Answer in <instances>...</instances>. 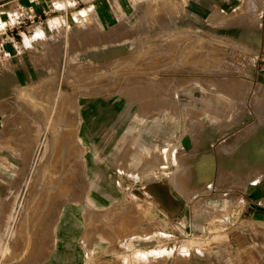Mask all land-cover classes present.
Wrapping results in <instances>:
<instances>
[{
  "label": "rangeland",
  "instance_id": "1",
  "mask_svg": "<svg viewBox=\"0 0 264 264\" xmlns=\"http://www.w3.org/2000/svg\"><path fill=\"white\" fill-rule=\"evenodd\" d=\"M153 1L0 0V264L24 253L27 214L48 194L78 228L52 234L51 217L20 264H264V152L247 148L264 138V0ZM157 15L164 27L142 24ZM129 29L120 53L67 62L89 34ZM179 37L206 55L166 50ZM147 41L167 43L163 72L129 56ZM83 63L96 69L70 72ZM134 72L162 104L134 99L121 78ZM66 161L79 181L51 187Z\"/></svg>",
  "mask_w": 264,
  "mask_h": 264
},
{
  "label": "bare ground",
  "instance_id": "2",
  "mask_svg": "<svg viewBox=\"0 0 264 264\" xmlns=\"http://www.w3.org/2000/svg\"><path fill=\"white\" fill-rule=\"evenodd\" d=\"M176 1V0H175ZM179 1V0H177ZM153 2H159V0H154ZM161 3H165V0H162ZM151 4H153L152 2L148 4L149 7H152ZM176 4V3H175ZM175 6V5H174ZM178 6H176L177 8ZM144 20V21H143ZM143 22L142 24L145 22L146 24L148 23V26L147 27H164L165 24H163L165 22V18L161 15H157L156 19H150L148 17H144L143 18ZM141 22V20H140ZM140 22H138V24L136 25V27L134 28V30L136 31L139 30L138 27H140ZM140 25V26H139ZM143 26V25H142ZM145 27V26H143ZM142 28V27H141ZM131 29V28H130ZM129 29V32H124V33H120V31H113L112 33H109V34H97V35H93V34H89V40L91 42V44H89V46L85 47V48H81L79 50H77L75 52V55H70L69 58H67V62L71 59L72 61L77 59V60H81L82 58H85L89 61H92V60H100V59H105L106 57L110 56V55H115L117 53H120L124 47H125V44H127V41L129 40H126L124 42H120V40L118 41L117 39L119 37H121L123 34L124 35H127L125 33H130V32H135V31H132ZM133 29V28H132ZM144 29V28H143ZM141 30V29H140ZM144 31V30H143ZM142 31V32H143ZM150 29L147 28L146 30V34L149 35V32ZM138 32V31H136ZM163 33V31H161ZM171 33V32H170ZM122 34V35H121ZM141 34V33H140ZM145 34V33H144ZM172 34V33H171ZM170 34V35H171ZM130 35V34H129ZM138 36V34H137ZM150 36V35H149ZM148 36V37H149ZM183 36V35H182ZM187 36V35H186ZM128 37V36H127ZM143 37V36H142ZM123 38V37H122ZM160 38V37H159ZM188 38V36L186 37ZM183 39V38H182ZM180 37L178 38V42L175 44V45H168L167 47V43L165 42V46L168 48L166 50H169V52H173V53H178L180 54L179 56L183 58L184 55H188V53L186 54L185 51H186V48L185 46L183 45H186L190 42H187L185 43L186 40H182ZM196 39V38H194ZM97 42H93V41H96ZM144 40H146L144 38ZM193 40V39H192ZM139 41V40H138ZM143 41V40H142ZM195 41V40H194ZM190 42L191 45H193V43L195 42H199L198 40L195 41V42ZM137 42V41H136ZM144 42V41H143ZM143 42L142 44H137L135 46H137V48L135 47V49L129 53V56H134V58H139V57H145L146 58V62L142 63L141 65H138V68H141V66H147L148 69H144V70H152L150 67L155 64H158V66H156L157 68V71L159 72L161 70L160 68V65L162 64H159L160 63V59L159 57L161 56L162 52L165 50V46L162 44V43H159V44H149L148 41V45H143ZM201 42V41H200ZM199 42V43H200ZM138 43V42H137ZM146 43V41L144 42ZM130 45H133V42L130 43ZM189 45V44H188ZM190 46V45H189ZM209 48V47H208ZM210 49V48H209ZM192 51L194 50H199L198 54L196 55H199L202 56L206 53V49H203V46L201 48V46L199 47V49H196L194 47V45L192 46L191 48ZM210 51V50H209ZM209 51H207L209 53ZM215 52V51H213ZM72 54V53H71ZM206 55V54H205ZM213 55V54H212ZM216 55V54H215ZM208 56V55H207ZM217 56V55H216ZM203 58V57H202ZM207 58V57H206ZM208 58H211V57H208ZM207 58V59H208ZM216 58V57H215ZM220 58V57H219ZM218 59V58H217ZM205 60V59H204ZM210 60V59H209ZM214 60V59H213ZM69 61V62H70ZM71 61V62H72ZM159 61V63L157 62ZM196 61H198V59H196ZM221 61V60H220ZM68 62V63H69ZM157 62V63H156ZM199 62V61H198ZM213 63H215L214 61H212ZM219 62V61H218ZM119 63V62H118ZM117 63H112V65H116ZM164 64V63H163ZM219 64V63H217ZM165 65V64H164ZM105 66H109L108 64H106ZM163 66V65H162ZM214 66V65H213ZM82 67V68H80ZM95 67L94 66H91L89 63L85 64H80V65H75L73 67H71V70L70 72L72 73L73 71H77V72H80V73H86V72H91ZM218 68V67H217ZM96 69V68H95ZM135 69V68H134ZM137 69V68H136ZM138 70V69H137ZM141 70V69H140ZM143 70V69H142ZM166 70V69H165ZM133 71V70H132ZM136 71V70H135ZM156 71V70H155ZM168 71V70H167ZM145 72V71H144ZM160 72H163L162 70ZM131 73V72H130ZM134 73H137V72H134ZM139 73V72H138ZM132 74L133 76L131 75H122L121 78H124L122 81L124 83L128 82V78L131 77L134 81V83L136 84L134 87H132L133 89V96H134V99L136 98L137 100H140L141 103L143 104V107L146 109L148 106L154 104V103H161L163 102V98H162V94H159L160 96L158 97H155V94H153L154 92L153 91H147L149 89V87H151V85H148L149 83H147V81L145 82V80H143L142 77L143 75L141 73L139 74ZM153 73V72H151ZM169 73V72H168ZM147 75V73H146ZM163 75V74H162ZM168 75V74H167ZM148 76V75H147ZM161 76V75H159ZM158 76V77H159ZM165 76V75H164ZM232 82V81H231ZM162 83V82H161ZM160 83V84H161ZM234 83V82H233ZM90 88H92L90 86ZM88 91V90H87ZM90 92V91H89ZM88 93V92H87ZM152 94V95H151ZM132 97V96H131ZM130 97V98H131ZM61 101V100H60ZM141 105V104H140ZM156 105V104H155ZM142 106V105H141ZM152 110V109H151ZM146 113V112H145ZM135 118V117H134ZM136 119V118H135ZM138 119V118H137ZM39 128H40V124H39ZM130 128V127H129ZM38 129V127H37ZM38 131V130H37ZM132 131V130H131ZM226 132L222 133L221 135L225 134ZM58 134V133H56ZM123 135V134H122ZM249 139H251L252 141H254V143L252 145L248 144V147L249 150L253 151V153H250L252 155H255V154H261L264 152V138H251V136H249ZM46 142H48V140H46ZM49 145L48 143L46 144L45 146V150H44V154L46 153L47 149H48ZM62 149V147L59 145L56 149V161H61V157L60 155L58 154V151H60ZM66 151L68 152H71L72 154H75L73 153L72 149L69 147ZM63 155V154H62ZM246 158V157H245ZM249 159V158H248ZM250 161L249 162H253L252 159H249ZM260 161V160H259ZM39 162V161H38ZM261 163H264V159L262 160ZM73 164L74 162L72 161H66L64 165H61V168L62 170L60 169V171L58 173H56L55 176L51 177V182L50 183H53L51 185V187H58V186H62L64 187L66 190H68V188H70L71 186H73V182L74 183H77L79 180L76 179L75 175H76V172H73L72 168H73ZM204 164V163H203ZM203 166V165H202ZM37 169V168H36ZM248 170V169H247ZM207 171H204L203 173L205 174ZM242 172V171H241ZM244 172V171H243ZM252 175L254 177H252L253 180H258L259 177H257V175L253 174ZM251 178V177H250ZM49 183V184H50ZM83 182H79L78 185H77V188L82 184ZM48 184V185H49ZM82 186V185H81ZM61 187V188H62ZM59 188V187H58ZM83 188V187H82ZM52 189H55V188H52ZM56 191V189L54 190ZM64 191V190H63ZM65 192V191H64ZM63 193V192H62ZM61 194V193H60ZM64 194V193H63ZM67 194V193H66ZM57 195V194H55ZM52 196L54 195H51V194H48V196H46V198L42 199L41 201H38L35 206L32 208V215H29V213L27 214V217H26V225L23 226V235H24V238L26 239V246H25V251L22 250V252H24L21 256L19 257H9L11 259H8V260H5L4 258V254H3V257H2V260L4 259L5 262L3 264H13L14 261H16L17 263L16 264H20L21 261H23V258H26L29 254L32 255L34 253V250L36 251V247L39 245H42V246H46V244L44 243H41V237L44 238L46 236H49V223H48V220L51 218V217H54V216H57L56 217V224L54 225V227L52 228V234L53 232H56V229L57 231H61L62 234H64L66 237H68L69 235H72L73 234V231L75 228H78V223H72L71 222V216L74 215V211H73V208L70 207V206H67V205H64L62 207H60L59 209H57V207H55V204H56V200H55V204H54V201H53V198ZM59 196V194H58ZM57 198V197H56ZM55 198V199H56ZM59 200V198H58ZM53 201V202H52ZM62 201V200H61ZM207 202L208 203H211V204H214V205H217V206H226V204H228V202H230V199L226 198V197H223V196H211V197H208L207 198ZM16 200L14 201V204H12V208H11V211L8 213V219L6 220V222L4 223V226H3V229L8 231L10 228H11V225H9V221H10V218H12L14 215V211L13 209L15 208L16 206ZM58 203V202H57ZM59 204V203H58ZM59 206V205H58ZM125 215V214H124ZM119 216V215H118ZM121 216V215H120ZM128 216V215H126ZM116 217V215H115ZM124 217V216H123ZM125 218V217H124ZM130 218V217H129ZM118 218H116V221H117ZM120 219L122 218H119L118 220L121 221ZM128 219V218H127ZM126 219V220H127ZM125 220V221H126ZM74 221V220H73ZM110 221L112 222V220L110 219ZM123 221V220H122ZM115 222V221H114ZM128 222V221H127ZM114 224V223H113ZM121 224V223H120ZM18 225V223H17ZM16 225V227H17ZM115 225V224H114ZM13 226V225H12ZM104 226V225H103ZM75 227V228H74ZM94 227V226H93ZM110 227V226H109ZM105 228V227H104ZM103 228V229H104ZM13 230V233H15V230L16 229H12ZM91 230V229H90ZM98 230V229H97ZM5 231V233H6ZM103 231V230H102ZM9 232V231H8ZM7 232V233H8ZM11 232V231H10ZM87 232V231H86ZM92 232V231H91ZM10 234V233H9ZM99 234V233H98ZM105 234V233H102V235ZM6 235V234H5ZM4 236V235H3ZM9 236V235H8ZM107 236V234L105 235V237ZM93 237V236H92ZM91 237V238H92ZM10 238V236H9ZM86 239V238H85ZM24 240V239H23ZM9 241V240H8ZM7 241V242H8ZM4 242V241H3ZM6 242V243H7ZM10 242V241H9ZM40 243V244H39ZM10 244V243H9ZM39 244V245H37ZM7 245V244H6ZM11 246V245H10ZM24 248V247H23ZM5 249H7V247H5ZM0 250H1V245H0ZM5 251V250H4ZM12 251V250H11ZM40 251V250H39ZM161 251V250H160ZM2 252H3V249H2ZM157 252V251H155ZM20 255V254H19ZM6 256V254H5ZM33 256V255H32ZM35 257V256H34ZM1 258V257H0ZM28 258V257H27ZM32 258V257H31ZM31 258H28V259H31ZM36 258V257H35ZM7 259V257H6ZM27 259V261H28ZM35 260V259H34ZM26 261V260H25ZM2 263V261H1ZM30 263V262H28ZM35 263V262H34ZM254 263V262H253ZM53 264H57V263H53Z\"/></svg>",
  "mask_w": 264,
  "mask_h": 264
}]
</instances>
